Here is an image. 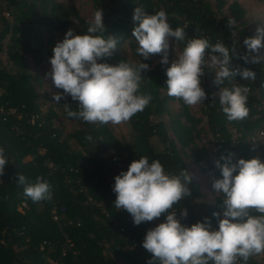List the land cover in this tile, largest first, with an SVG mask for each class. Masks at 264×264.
<instances>
[{
	"label": "trees",
	"instance_id": "trees-1",
	"mask_svg": "<svg viewBox=\"0 0 264 264\" xmlns=\"http://www.w3.org/2000/svg\"><path fill=\"white\" fill-rule=\"evenodd\" d=\"M3 1L0 49L8 36L6 54L13 70L0 65V147L9 159L5 175L0 177V264H116V260L121 264H147L151 254L142 247L144 237L149 229L165 222L166 214L137 226L126 210L115 207L114 178L127 171L133 160L141 156L150 161L158 159L166 172L176 175L181 170L189 173L190 160L198 173L213 172L217 179L222 176L215 169V161L221 156L233 154L234 163L241 158L264 162V60L253 64L239 58L247 52L244 40L255 33L248 27L245 8L238 1L92 0L103 12L105 27L104 33L96 35L118 41L114 55L98 62H142L150 66L141 73L138 94H151L152 100L127 122L128 138H118L107 125L69 118L65 104L78 110V102L70 96L50 105L44 114V103H38L33 81L40 79L30 75L24 54L29 53L33 62L40 64L44 57L53 56V48L69 29L75 35L86 34L89 22L82 19L77 8L54 0ZM254 1L264 4V0ZM137 7L149 15L163 10L173 30L185 29L186 40L176 42L180 51L187 39L202 37L227 47L235 43L239 51L232 67L255 72V80L237 75L232 82L212 85L205 67L201 86L208 99L202 104L201 117L190 115L182 99L167 95L168 65L160 63L162 56L144 60L137 54L138 45L132 36L136 26L132 17ZM229 19L235 23L229 25ZM125 44L133 61L124 54ZM258 55L264 57L262 47ZM234 83L251 89L247 101L250 111L245 120L229 122L213 90L231 89ZM172 103H178L179 108L173 109ZM59 113L77 128L64 134L53 125L52 119ZM203 118L214 140L209 150L195 143L203 132ZM88 135L93 142L86 140ZM153 138L158 140L157 145L152 143ZM19 175H25L31 183L37 177L47 180L52 186V199L34 203L26 198L24 186L18 184ZM205 186L210 189L211 199L205 197L192 177L188 185L191 195L170 210L176 212L181 224L190 227L207 217L213 229L218 228L213 213L222 214L223 194L216 193L208 181ZM184 210L186 218L181 215ZM259 255L263 261L264 254ZM257 256L250 257L247 264H262Z\"/></svg>",
	"mask_w": 264,
	"mask_h": 264
},
{
	"label": "clouds",
	"instance_id": "clouds-1",
	"mask_svg": "<svg viewBox=\"0 0 264 264\" xmlns=\"http://www.w3.org/2000/svg\"><path fill=\"white\" fill-rule=\"evenodd\" d=\"M132 19L136 25L132 36L138 45L137 54L144 60L160 55V63L169 64L170 40L185 41V29L173 30L163 10L149 15L137 7ZM228 23L232 25L235 21L229 19ZM104 31L101 10L94 13L86 34L75 35L69 29L63 41L53 48L51 71L47 75L55 88L63 90L53 97L57 103L67 96L78 102V110L65 104L69 118L116 126L144 111L152 100L151 94H138L141 73L150 70V66L124 61L98 63L112 57L118 46L114 37L96 35ZM243 43L247 52L240 59L253 64L264 60L258 55L264 47V27H258L255 36ZM238 51L235 43L227 47L220 41L212 44L202 37L187 39L186 46L179 53L175 51L176 59L166 69L167 95L182 99L188 106L203 104L208 99L200 79L205 75V67L215 70L217 85L225 80L232 82L237 75L254 81L255 72L232 67ZM250 91L249 87L236 83L231 89L220 90L219 103L229 122L243 121L249 116ZM86 140L93 142V137L88 135ZM159 150H163L162 146ZM232 155L215 161L222 178H214L212 188L223 194V218L221 213H213L218 221L217 229H213L207 217L190 227L183 225L176 212L170 211L191 195L188 185L192 176L185 170L179 175L169 174L158 159L150 161L147 156H141L114 178V205L126 210L135 225L152 222L166 214L165 222L149 229L144 237L142 247L151 254L147 264H247L253 255L264 254V162L259 158H241L234 163ZM8 160L4 148L0 147V177L5 175ZM18 184L24 186V196L34 203L52 199V186L42 177L31 183L25 175H19ZM181 215L186 218L188 213L184 210Z\"/></svg>",
	"mask_w": 264,
	"mask_h": 264
},
{
	"label": "rangeland",
	"instance_id": "rangeland-1",
	"mask_svg": "<svg viewBox=\"0 0 264 264\" xmlns=\"http://www.w3.org/2000/svg\"><path fill=\"white\" fill-rule=\"evenodd\" d=\"M57 3H62L66 6L73 5L77 8L80 16L83 20L90 22L94 16V13L97 10H101L93 5L92 0H54ZM212 1V0H211ZM227 4H230L232 1H238L246 11V17L245 21H247L248 27L252 28L254 33L256 34V29L258 27H264V4L258 3L254 0H226ZM213 2V1H212ZM0 6H4V1L0 0ZM103 13V12H102ZM0 29H1V23H0ZM46 36V35H45ZM7 43H8V36L3 40L2 42V48L0 49V65L5 67L7 70L12 71L13 67L11 63L7 60ZM262 50L264 51V47H262ZM176 53L180 52L179 47L177 46L176 42L173 38L170 40V50H169V64L168 67H170L171 62L176 59L175 56ZM124 54L127 56V58L131 61H133L132 58V52L130 51V48L127 44L124 45ZM24 58L26 60V63L28 65V70L30 72V75L32 77H36L40 79V82H37L36 80L33 81L34 87L37 91V94L39 96L38 103H44L41 106L42 113H46L47 109L50 105H54L56 102L53 97L56 94H61L63 90L55 88L51 78L47 75L51 71V64L49 57H44L40 64H35L29 55V53L24 54ZM99 63V62H98ZM142 63V62H141ZM207 73L209 74V82L214 85L215 81V70L207 67ZM220 90L215 89L213 90V93L216 97H219ZM1 93V91H0ZM172 108L177 109L179 108L178 103H172ZM188 110L190 115L194 117H201L202 116V104L197 106H188ZM167 120V117L164 118ZM53 125L58 127L63 131L64 134L71 133L76 127V124L68 121L65 117H63L60 113L59 116L56 118H53ZM200 126L203 128V132L201 134V137L199 140H196V145L201 146L203 148H207L208 150L210 147L212 148L211 141H213V137L211 134L207 131L206 122L203 118V122H201ZM109 130L113 132L115 136L118 138L124 137L128 138L130 135L129 126L126 123H123L121 125L113 126L111 124L107 125ZM152 143L154 145L158 144V140L153 138ZM206 149V150H207ZM187 165L189 168V173L192 175L196 185L201 189L202 193L207 197L208 199H211L212 196L210 194V189L205 186V181L208 180V177L202 176L201 174L197 173V168L193 165H191L190 160H187ZM55 264V263H53ZM116 264H121V261L116 260Z\"/></svg>",
	"mask_w": 264,
	"mask_h": 264
},
{
	"label": "built area",
	"instance_id": "built-area-1",
	"mask_svg": "<svg viewBox=\"0 0 264 264\" xmlns=\"http://www.w3.org/2000/svg\"><path fill=\"white\" fill-rule=\"evenodd\" d=\"M201 79H202V83H204V81H203V76L201 77ZM262 105H264V102L262 101ZM213 142H214V140H213ZM215 169L217 170L218 168L216 167V165H215ZM206 177H208V182H210L211 184H212V181H213V179L214 178H216L215 176H214V174H213V172H209L207 175H206ZM217 179V178H216ZM257 260H260V261H262L261 260V255H258L257 256ZM262 264H264V260L261 262ZM241 264H243V262H241Z\"/></svg>",
	"mask_w": 264,
	"mask_h": 264
},
{
	"label": "crops",
	"instance_id": "crops-1",
	"mask_svg": "<svg viewBox=\"0 0 264 264\" xmlns=\"http://www.w3.org/2000/svg\"><path fill=\"white\" fill-rule=\"evenodd\" d=\"M197 173H198V171H197ZM198 174H201L202 176H205L203 173H198ZM221 218H223L222 214H221Z\"/></svg>",
	"mask_w": 264,
	"mask_h": 264
}]
</instances>
